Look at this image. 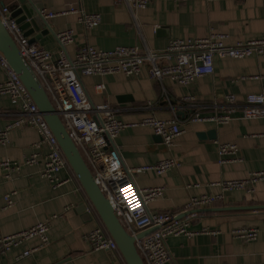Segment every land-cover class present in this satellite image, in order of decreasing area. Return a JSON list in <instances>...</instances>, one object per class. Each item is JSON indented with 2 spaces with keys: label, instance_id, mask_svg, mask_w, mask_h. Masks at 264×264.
<instances>
[{
  "label": "crops",
  "instance_id": "crops-1",
  "mask_svg": "<svg viewBox=\"0 0 264 264\" xmlns=\"http://www.w3.org/2000/svg\"><path fill=\"white\" fill-rule=\"evenodd\" d=\"M131 0H39L43 10L61 12L75 8L102 17L99 27L87 31L76 15L48 20L52 33L36 41L54 53L60 44L56 33L71 29L74 42L66 47L70 57L90 45L100 50L119 46H138L141 50L164 51L175 39H203L211 32L226 35V43L264 39V0H150L145 9H137ZM39 32L29 36L32 40ZM149 65L141 67L136 77L122 74L83 78L85 89L94 104L107 103L118 110L117 117L126 124L140 123L155 116L169 120L181 110L185 96H194L199 104L210 106L199 111L204 116L221 114L226 97L234 94L240 103L249 94H264V57L244 59L215 58V73L184 87L165 78L159 82L149 75ZM7 79L0 68V83ZM105 85L103 92L95 87ZM119 97L129 101L120 104ZM218 109L215 110L214 106ZM216 111V112H215ZM184 112V111H183ZM7 96L0 97V123L6 126L15 117ZM177 117L183 122L184 133L167 147L146 126L128 127L111 143L125 174L141 190L162 188V194L147 202L150 212L170 213L179 218L193 216L192 237H169L167 246L171 260L167 264H264V181L255 183V192L234 191L212 206L186 211L192 197L215 195L217 185L224 181L246 179L254 172L264 171V118L244 120L242 111L225 124L212 122L185 123L191 112ZM39 135L32 128L13 130L10 143L0 148V238L12 236L38 223L50 220L49 245L27 258L19 257L39 245L32 239L0 254V264H54L66 257L71 264H123L109 251H92L85 236L101 224L100 219L85 211V195L70 170L60 173L64 183L53 189L39 174L40 167L21 164V169L6 178L1 163L10 160L22 163L34 152ZM220 144H233L238 152L234 159L219 164ZM45 154L47 149L42 147ZM175 159L180 163L162 175L154 171L136 172L159 161ZM12 194L13 205L6 207L4 197ZM56 217V218H53ZM258 229L252 242L236 239L232 231Z\"/></svg>",
  "mask_w": 264,
  "mask_h": 264
},
{
  "label": "built area",
  "instance_id": "built-area-1",
  "mask_svg": "<svg viewBox=\"0 0 264 264\" xmlns=\"http://www.w3.org/2000/svg\"><path fill=\"white\" fill-rule=\"evenodd\" d=\"M169 1L183 3L187 0ZM130 3L134 8L145 9L150 0H131ZM8 5L0 6V17L4 26L38 76L67 131L84 157L96 183L111 202L116 216L133 236L146 230H153L136 242L144 263H169L171 253L167 246V239L196 235V232L190 230L193 216L179 218L170 213L150 212L147 202L159 197L162 194V188L139 189L125 174L116 153L109 149L111 143L123 130L139 125L151 128L155 135L162 138L167 147H171L174 140L184 133L183 122L177 116L169 120L151 116L140 123L126 124L118 119L116 108L107 103L97 105L91 101L83 84V78L118 74L136 77L141 67L148 64L149 75L153 80L161 82L165 78H170L184 87H189L196 80L215 73L216 57L233 59H244L253 55L264 57V39L228 45L226 35L211 32L203 39L172 40L161 52L141 50L138 46H119L105 51L86 45L80 48L74 57H70L66 47L74 42L73 30L68 29L56 33L60 49L54 53L25 35L13 18ZM70 14L76 15L87 31L99 27L102 22L100 14L86 13L75 8L58 13L41 11V16L46 20ZM0 68L7 74V79L0 83V97L7 96L15 111L13 114L15 119L11 123L6 126L0 123V148L9 145L10 134L16 129L32 128L40 137L39 141L32 145L34 152L25 157L22 163H14L10 160L1 163L5 177L10 178L17 173L21 169V164L37 166L40 167V176L48 180L53 189H57L64 183L60 178V173L70 170L60 145L20 78L1 52ZM105 88L103 84L95 87L98 92H103ZM226 100L221 114L215 111V115L204 116L199 111L211 107L199 104L194 96H185L181 102V110L191 112L185 123L225 124L234 120V115L238 111H242L241 118L244 120L264 118V94H249L242 103L234 94L228 95ZM214 109H218L217 105ZM42 147L47 149L45 154L40 152ZM237 152L236 145L220 144L218 147L219 164L234 159ZM179 167L180 163L175 159H166L137 169L136 172L154 171L162 175ZM258 181H264V171L254 172L246 179L220 182L217 184L220 187L218 194L192 197L185 209L192 211L212 206L229 192L243 191L253 194L255 183ZM4 200L7 208L13 205L12 194L6 195ZM88 212L92 211L90 212L89 209ZM50 223L51 221L47 220L15 235L0 238V254H6L11 249L32 239H38V246L25 251L19 257L23 259L49 245ZM258 233L256 228L232 231L236 239L247 243L257 240ZM85 240L92 251H112L118 259L122 260L117 244L102 223L86 235Z\"/></svg>",
  "mask_w": 264,
  "mask_h": 264
},
{
  "label": "water",
  "instance_id": "water-1",
  "mask_svg": "<svg viewBox=\"0 0 264 264\" xmlns=\"http://www.w3.org/2000/svg\"><path fill=\"white\" fill-rule=\"evenodd\" d=\"M7 4H9L8 7L13 18H15L17 24L27 37L33 36L35 32H39L32 41H39L43 36L50 32L52 33L48 20L41 16L43 7L39 3V0H0V6L4 7ZM0 52L5 56L9 66L20 78L23 86L56 137L70 170L85 195V211L88 212L90 209V212H92H88L89 215L94 214L100 219L108 234L117 244L122 262L125 264H145L138 252L136 242L138 239L149 235L153 230H146L137 236H133L122 225L115 214L111 202L96 183L84 157L67 131L38 76L4 26L1 17ZM118 101L120 104H123L126 101L130 102V99L119 97ZM176 114L181 117L186 116V113L183 111H178ZM157 139L163 142L160 136H157ZM248 208L252 210L264 209V206ZM109 252L115 260H118L112 251ZM54 264H71V258L66 257Z\"/></svg>",
  "mask_w": 264,
  "mask_h": 264
}]
</instances>
